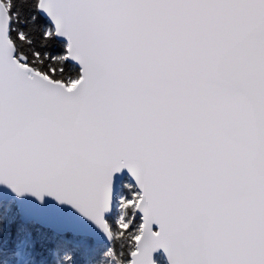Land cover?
<instances>
[{
    "label": "snow or ice",
    "instance_id": "1",
    "mask_svg": "<svg viewBox=\"0 0 264 264\" xmlns=\"http://www.w3.org/2000/svg\"><path fill=\"white\" fill-rule=\"evenodd\" d=\"M0 264H264V0H0Z\"/></svg>",
    "mask_w": 264,
    "mask_h": 264
}]
</instances>
